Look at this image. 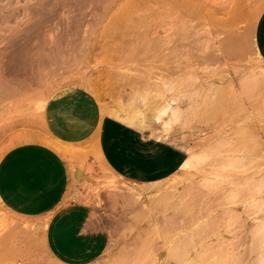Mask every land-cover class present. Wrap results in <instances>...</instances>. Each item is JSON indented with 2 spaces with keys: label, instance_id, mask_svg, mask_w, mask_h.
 Masks as SVG:
<instances>
[{
  "label": "rangeland",
  "instance_id": "374dc122",
  "mask_svg": "<svg viewBox=\"0 0 264 264\" xmlns=\"http://www.w3.org/2000/svg\"><path fill=\"white\" fill-rule=\"evenodd\" d=\"M100 1L0 0V158L46 136L45 101L79 84L97 89L105 114H139L131 123L183 147L190 165L141 189L104 168L78 175L68 201L91 208L97 233L74 259L59 255L51 216L0 202V264H264V63L254 39L264 0H204L217 18L195 19L198 31L169 15L146 19L154 32L104 35L123 4ZM236 8L238 23L223 25Z\"/></svg>",
  "mask_w": 264,
  "mask_h": 264
},
{
  "label": "crops",
  "instance_id": "0c3cea01",
  "mask_svg": "<svg viewBox=\"0 0 264 264\" xmlns=\"http://www.w3.org/2000/svg\"><path fill=\"white\" fill-rule=\"evenodd\" d=\"M254 39L264 60V10ZM42 123L46 134L57 142L92 147L64 156L39 141L13 146L0 158V202L14 215L51 216L52 241L65 259H74L93 246L90 237L97 233L91 208L68 201L78 175L84 176L88 167L104 168L122 179L150 184L171 176L188 157L173 140L113 113L105 114L95 93L83 85L51 94L43 107Z\"/></svg>",
  "mask_w": 264,
  "mask_h": 264
},
{
  "label": "bare ground",
  "instance_id": "6f19581e",
  "mask_svg": "<svg viewBox=\"0 0 264 264\" xmlns=\"http://www.w3.org/2000/svg\"><path fill=\"white\" fill-rule=\"evenodd\" d=\"M99 1V0H98ZM113 1V0H112ZM112 1H110V0H108V3L106 2V3H102L101 1V3L102 4H105V6H104V8L106 7V4H108V6H110L111 7V4H113L112 3ZM117 2H120V4L122 5L123 4V6H121L123 9H121V7L119 8V9H121V11L119 10V9H117V7H116V10H117V12L113 15V17L111 18V16H112V13H111V15H110V13H108V11H107V13H108V16H106V17H109V21H107V23H108V25H107V23H105V27H103L102 28V30L104 31H102L101 32V34H99V35H104L103 33H111V34H116V33H119L120 32V34H129V33H149L150 32V30H151V25H153L152 23H154V22H156V21H152L151 22V19L149 20L148 19V22L146 21V19L147 18H151V17H154L155 16V18H161V17H164V19L166 18V17H168L169 15H173V17H172V20L176 23V24H178V26H179V28L181 27V29H182V27H184V29H185V27L187 26H189V22H191V24L193 25V23L195 22V21H197V20H195V19H197V18H200V19H205V17H206V15H207V17H210V15H209V13L212 11L211 10V6L209 5V3L207 2V1H204V0H128V1H125V0H123V2L125 3V4H127L126 5V7L124 8V3L122 2V0L120 1H117ZM96 4V3H95ZM117 4V3H116ZM120 4H118V5H120ZM96 6V5H95ZM99 7V6H98ZM106 8H108V7H106ZM105 8V9H106ZM144 9V11H143V13L142 14H144V15H140L139 16V20H138V23H135L134 25H132V24H128V26H127V24H126V20H128L130 17H129V15H133L137 10H139V9ZM108 9H110V8H108ZM112 9V8H111ZM114 9V8H113ZM112 9V10H113ZM107 10V9H106ZM105 10V11H106ZM206 10V11H205ZM104 11V10H103ZM103 11L101 12L102 13V17L101 18H104V16L105 15H107V14H103ZM100 12V11H99ZM114 12V11H113ZM212 13V12H211ZM99 14V16H100V13H98ZM213 14H215V17H216V13L214 12V13H212V15ZM243 14H244V12H243V10H242V8L240 9V8H236V10H234L233 11V13L231 14V15H228L226 18H224V19H226V20H224V23H223V25H226V26H228V25H233L234 23H238V21H239V19H241V17L243 16ZM97 15V14H96ZM149 16V17H148ZM151 16V17H150ZM214 16V15H213ZM213 19H214V17H212ZM211 17H210V19H212ZM217 18V17H216ZM215 18V19H216ZM164 19H163V21H164ZM209 19V18H208ZM98 20H100V19H98ZM125 20V22H123V21ZM192 20V21H191ZM195 20V21H194ZM218 20V19H217ZM122 21V22H121ZM150 21V22H149ZM162 21V20H161ZM162 21V22H163ZM200 21V20H199ZM202 21V20H201ZM200 21V22H201ZM219 21H220V19H219ZM193 22V23H192ZM198 22V21H197ZM221 22V21H220ZM121 23H125L126 24V26L123 24V26H124V29L122 28V26H121ZM173 23V22H172ZM202 23V22H201ZM154 24H156V23H154ZM188 24V25H187ZM190 24V25H191ZM216 24V23H215ZM173 25H174V23H173ZM196 25H200V24H196V23H194V25L192 26V27H194V30H199L198 29V27L196 26ZM103 26V25H102ZM100 27V26H99ZM153 27H155V26H153ZM152 27V28H153ZM172 27V26H171ZM186 27V28H187ZM190 27V26H189ZM101 28V27H100ZM150 28V29H149ZM173 28V27H172ZM191 28V27H190ZM195 28H197V29H195ZM229 28H232V26H229ZM153 29H156V27L155 28H153ZM152 29V30H153ZM159 29V28H158ZM163 29V28H162ZM174 29V28H173ZM151 30V31H152ZM168 30H171V29H168ZM190 30V29H189ZM193 30V32L196 34V32L197 31H194ZM164 31V30H163ZM178 31H179V29H178ZM185 31H186V29H185ZM153 32H154V30H153ZM156 32V31H155ZM165 32V31H164ZM194 34V35H195ZM89 35H92V34H89ZM96 35H98V34H96ZM190 35H192V33L191 34H189V36ZM198 35V34H197ZM193 36V42L195 43L196 41H199L198 39H199V36ZM157 36V35H156ZM166 36V35H165ZM158 37V36H157ZM160 37H162V36H160ZM159 37V38H160ZM171 37V36H170ZM192 37V36H191ZM168 39H169V37H168ZM173 39V38H172ZM229 39V42H227L228 43V45H229V43H230V45H232L231 47L233 48V47H235V48H237L236 46H237V43H238V39L236 38V36H235V34L234 33H232L231 34V36L228 38ZM185 42V41H184ZM193 42H191V43H193ZM169 43H172V41L171 42H169ZM149 44V43H148ZM154 44V43H153ZM160 44V43H159ZM163 44V43H162ZM167 44V43H166ZM151 47L153 46L152 45V43L151 44H149ZM173 45V44H172ZM175 45V44H174ZM189 45V44H188ZM194 45V44H193ZM182 46V45H181ZM154 47V46H153ZM161 47H163V45L161 46ZM176 47H180V46H176ZM154 48H158V47H156V45H155V47ZM164 48V47H163ZM228 48V47H227ZM234 48V49H235ZM165 49V48H164ZM169 50V49H168ZM161 51H164V50H161ZM166 51V50H165ZM201 58H202V56H198V59L199 60H201ZM261 58V57H260ZM196 59V58H195ZM194 59V60H195ZM262 59V61H263V63H264V60H263V58H261ZM82 84V83H81ZM87 84V83H86ZM79 85V84H78ZM93 85V84H92ZM84 86V85H83ZM85 87H86V85H85ZM93 87H94V85H93ZM95 88V87H94ZM89 89V88H88ZM90 90V89H89ZM97 90V89H96ZM96 90H94V92L96 91ZM98 93V92H97ZM95 94H96V92H95ZM48 100V99H47ZM43 104H44V102H43ZM45 105V104H44ZM43 106V105H42ZM105 108V107H104ZM106 110V109H105ZM104 110V111H105ZM123 117H124V119L126 120V121H129L130 123L131 122H138V123H140L138 120L140 119V116H139V114H137V113H131V114H129V113H125V114H123ZM34 140H36V141H39V142H42V143H46V144H48V145H50V146H52V147H55L60 153H62L64 156L66 155H74L75 153H84V152H87L88 151V149H90V147H92V144H87V145H82V146H75V145H72V146H66V145H64V144H62L61 142H57V141H55L53 138L51 139V137H49L48 135H46V136H42V137H40V136H36V138H33ZM190 160L191 159H187V160H185L184 162H183V164L181 165V167H188L189 165H190ZM109 170H111V169H109ZM112 171V170H111ZM111 174H113V172L111 173ZM213 177V176H212ZM212 177H210V179H212ZM206 178H208V177H206ZM209 179V178H208ZM130 181V180H129ZM130 182H133V181H130ZM135 183H137L138 184V186H137V188L138 189H141V185L142 184H145L144 182H139V181H135ZM263 226H262V228H264V224H262ZM261 227V226H260ZM174 239H177V238H174ZM178 241V240H177ZM176 241V242H177ZM180 241V240H179ZM68 242V241H67ZM175 244V243H174ZM80 245V244H79ZM172 246V245H171ZM176 246V245H175ZM170 247V246H169ZM173 247V246H172ZM171 248V247H170ZM170 248H169V250H170ZM172 250V249H171ZM168 251V250H167ZM173 251H174V247H173ZM195 252H197V250L195 251ZM198 252H199V249H198ZM200 252H201V250H200ZM170 253V252H169ZM169 253H166V255H168L169 256ZM171 253L172 254H176V252L174 251V253L171 251ZM171 254V255H172ZM196 254V253H195ZM200 254V257H201V253H199ZM198 255V254H197ZM193 256V255H192ZM170 257V256H169ZM172 257V256H171ZM174 257V256H173ZM199 257V256H198ZM202 258V257H201ZM198 259V258H197ZM197 259H195V260H197ZM200 259V258H199ZM203 259H205V258H203ZM195 262V261H194ZM198 262V261H197ZM200 262H202V260H200ZM199 262V263H200ZM191 263V262H190ZM193 264H196V263H193ZM201 264V263H200ZM206 264V263H205ZM209 264V263H208Z\"/></svg>",
  "mask_w": 264,
  "mask_h": 264
}]
</instances>
